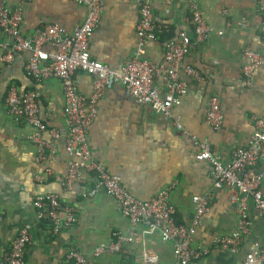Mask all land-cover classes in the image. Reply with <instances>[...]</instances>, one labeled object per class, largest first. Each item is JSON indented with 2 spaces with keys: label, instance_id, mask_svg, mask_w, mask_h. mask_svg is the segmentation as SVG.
<instances>
[{
  "label": "crops",
  "instance_id": "crops-1",
  "mask_svg": "<svg viewBox=\"0 0 264 264\" xmlns=\"http://www.w3.org/2000/svg\"><path fill=\"white\" fill-rule=\"evenodd\" d=\"M23 0H7L17 7ZM139 0H104L103 14L94 33L91 57L113 70H120L138 48ZM208 24L214 29L210 38L198 44L179 67L188 91L174 114L180 116L185 136L173 121L158 114L150 105L140 106L122 85L105 91L98 101V114L89 128L88 141L95 161L120 178L122 186L139 200H150L171 188L170 200L176 208L175 221L187 224L194 215L193 196L209 197V211L197 228L194 248L210 252L193 264H243L245 256L264 238V220L251 206L252 234L238 252L216 247L214 239L230 234L236 214L232 189L216 188L213 169L199 161L197 140H207L224 162L232 152L246 145L255 130L254 118L264 120V64L244 84V51L251 48L264 57V14L257 0H198ZM157 40L145 46V58L161 62L166 45L181 33L194 36L189 0H153ZM24 21L21 33L31 37L36 30L52 23L68 32L80 26L87 14L84 6L71 0H30L21 4ZM222 31L223 34L218 32ZM6 41V38H5ZM49 49L50 46H45ZM11 49L7 40L6 49ZM27 53H17L12 62L0 60V262L10 250L21 228L28 227L32 241L26 249V264H71L67 255L78 250L90 255L101 243L116 240L115 233L129 235L131 226L116 201L100 191L94 197L84 193L95 186L93 175H85L86 184L64 185L71 156L65 140L51 141L47 160L41 162L35 145L28 139L32 128L17 122L7 111L5 98L10 87L37 93L40 116L50 129L66 133L63 117L64 92L59 79L34 81L25 73ZM199 70L204 82L186 76L185 69ZM77 87L85 96L93 92V79L78 71ZM161 87L164 86L159 81ZM212 95L221 100L223 125L212 130L206 123L208 101ZM193 137H196L194 139ZM46 169L51 172L46 173ZM264 170V165L256 168ZM42 179H38V177ZM55 193L62 203L74 207L77 224L60 234L51 232V224L36 217L32 202L37 195ZM125 252L104 254L96 264H176L173 244L161 240L144 224L138 225L134 241L125 244Z\"/></svg>",
  "mask_w": 264,
  "mask_h": 264
},
{
  "label": "built area",
  "instance_id": "built-area-1",
  "mask_svg": "<svg viewBox=\"0 0 264 264\" xmlns=\"http://www.w3.org/2000/svg\"><path fill=\"white\" fill-rule=\"evenodd\" d=\"M30 0H23L22 3ZM86 8L84 22L68 32L59 24H48L36 30L31 37L21 33L24 21L22 3L10 7L7 0H0V51L6 49L10 40L11 49L1 54L2 62H12L17 53L29 54L25 64V73L34 81L41 82L49 78L59 79L64 92L63 117L66 133L48 128L39 111L37 93L33 90L20 91L12 86L7 92L5 105L11 117L26 122L32 132L28 139L35 145L39 160L44 162L48 157V149H52L51 141L44 138L49 134L52 139L65 140V150L71 156L67 163L64 185L67 188L75 184H86L85 175H93L95 186L89 188L85 197H94L100 191L113 198L121 214L129 221V235L115 233L116 240L97 245L90 255L72 250L67 258L71 264H96L104 254L125 252V244L134 241L136 228L144 224L152 232H157L164 242L173 244L176 264H193L203 258L210 250L194 248L197 228L202 218L209 211V197L193 196L194 215L187 224L175 221L176 208L170 200L171 190L160 191L150 200H139L125 189L120 178L111 174L103 164L94 160L88 141L89 128L98 114V101L105 91L115 85H122L140 105H150L156 112L173 121L182 136L187 135L180 116L174 114V108L181 103L183 95L188 91L182 80L179 67L183 60L198 45L205 43L214 32L208 24L198 0H189L191 21L194 36L181 33L178 39L166 45L161 62L145 58V46L149 41L157 40L158 28L154 20L153 0H139V22L136 34L138 48L120 70H113L107 65L93 59L90 45L95 31L99 27L104 9V0H71ZM175 0H164L171 5ZM257 8L264 14V0H257ZM264 31V21L262 23ZM220 35L222 31L218 32ZM6 38V41H5ZM45 46H50L46 49ZM246 63L242 69L244 84L249 85L254 72L264 64V57L251 48L244 51ZM81 71L93 79L91 96L80 93L74 76ZM186 76L204 82L202 74L196 68L187 66ZM159 81L164 83L161 87ZM255 130L246 145L232 152L231 159L224 162L213 152L207 140H197L199 152L196 159L207 161L213 169L215 186L218 189H232V202L235 208L236 221L230 234L214 239L216 247H223L236 253L243 241L252 234L250 207L253 206L264 220V170H257L259 164L264 165V120L254 118ZM206 123L218 131L223 125L221 100L212 95L208 101ZM196 139V137H193ZM46 169V173H50ZM42 179V177H38ZM32 206L39 220L51 224L54 235L73 228L77 222L74 207L62 203L55 193L37 195ZM32 241L28 227H23L13 239L10 250L4 255L0 264H26V249ZM243 264H264V238L255 250L249 252Z\"/></svg>",
  "mask_w": 264,
  "mask_h": 264
}]
</instances>
